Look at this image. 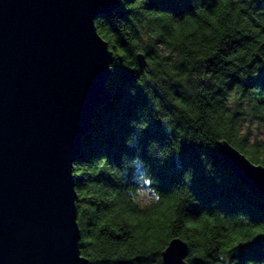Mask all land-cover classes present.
<instances>
[{
	"label": "trees",
	"instance_id": "obj_1",
	"mask_svg": "<svg viewBox=\"0 0 264 264\" xmlns=\"http://www.w3.org/2000/svg\"><path fill=\"white\" fill-rule=\"evenodd\" d=\"M95 27L113 59L73 163L86 264H162L175 238L183 264H264V201L217 152L264 167V0H119Z\"/></svg>",
	"mask_w": 264,
	"mask_h": 264
},
{
	"label": "water",
	"instance_id": "obj_2",
	"mask_svg": "<svg viewBox=\"0 0 264 264\" xmlns=\"http://www.w3.org/2000/svg\"><path fill=\"white\" fill-rule=\"evenodd\" d=\"M119 0H0V264H86L73 163L110 98L113 55L95 20ZM140 68L145 58L137 54ZM217 152L264 201V167L226 141ZM175 238L162 264H183Z\"/></svg>",
	"mask_w": 264,
	"mask_h": 264
},
{
	"label": "rangeland",
	"instance_id": "obj_3",
	"mask_svg": "<svg viewBox=\"0 0 264 264\" xmlns=\"http://www.w3.org/2000/svg\"><path fill=\"white\" fill-rule=\"evenodd\" d=\"M259 136V135H258ZM263 138H264V136H263Z\"/></svg>",
	"mask_w": 264,
	"mask_h": 264
}]
</instances>
